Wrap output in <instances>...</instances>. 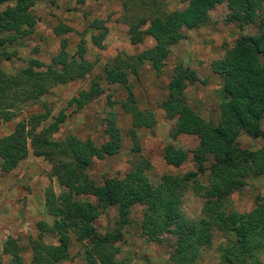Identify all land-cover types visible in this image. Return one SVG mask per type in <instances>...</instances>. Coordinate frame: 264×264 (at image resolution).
I'll use <instances>...</instances> for the list:
<instances>
[{
    "label": "trees",
    "instance_id": "obj_1",
    "mask_svg": "<svg viewBox=\"0 0 264 264\" xmlns=\"http://www.w3.org/2000/svg\"><path fill=\"white\" fill-rule=\"evenodd\" d=\"M77 1L84 3L86 0ZM224 2L230 9V19L244 24L255 23L259 31L242 35L224 58L213 61V71L224 78L222 94L225 99L220 124L215 126L188 103L186 88L199 77L194 70L182 64L176 67L170 80L168 97L162 102L166 113L171 118H177L175 135L194 134L200 138L193 151L198 172L167 174L157 184H152L145 173L148 166L141 161L123 178L109 177L104 184L91 179L87 169L94 160L113 156L122 147V133L111 113L106 118L109 138L102 145H96L92 139L82 140L75 136L62 142L52 139L51 134L57 132L60 123L66 119L65 112H61L49 128L38 130L50 114L49 110L31 115L28 122L18 123L7 135L0 134L2 172H11L30 153L43 155L54 163L55 172L68 187L60 196L54 192L47 194L46 205L54 222H38L41 230L38 239L47 231L55 232L60 243L46 246L42 241L32 239L33 257L29 264H59L68 255L71 233L78 240L87 241V264H124L115 257L117 249L109 242L120 238L121 227L130 222V213L136 203L146 205L141 220L142 233L150 240L159 242L164 239L161 238L164 233L174 236L172 258L179 256L180 264H197L199 248L210 244L216 232H229L235 236L228 262L235 258L242 264H261L264 200L258 201L252 210L246 212L227 210L225 201L233 192L241 190L242 176L238 173L244 159L255 165L260 161V170H264V146L249 152L238 148L233 142L242 127L252 131L254 137L264 136L260 127L264 117V66L259 61V54L264 52V0H189V5L184 9L174 10L165 17L155 16L149 25L147 17L133 20L129 28L131 41L140 43L150 36L156 39V44L116 62L106 70L105 77L110 83L128 87L126 98H110V102L119 104L131 115V134L136 139L139 129L152 128L156 124V116L152 110L139 108L129 84V69L137 73L138 68L130 67L148 61L160 74L171 52L170 46L183 37V29L204 25L209 20V10ZM4 4H7L6 7L0 9V32H9L10 36L1 42L13 41L31 33L38 20L32 10L35 0H0V8ZM94 23L100 26L98 20ZM72 30V26L64 23L55 28L59 36ZM106 33L103 32V36ZM68 44L67 38L63 37L60 52L53 57L46 70H34L36 65L42 64L34 59L29 67L20 69L14 75L0 69V125L12 120L25 103L46 95L55 84L84 78L92 71L93 65L85 54V40L79 43L78 55L70 54ZM13 54L9 53L8 57ZM103 92L101 83L94 80L89 88L73 97L71 104L76 102L77 108L82 109ZM137 148L140 149V146ZM209 152L215 154V159L212 166L207 168L204 163ZM188 155L187 150L168 145L165 159L170 164L181 166ZM66 156L70 158L66 159ZM207 178L209 181H204ZM190 189L204 198L203 215L197 219L187 217L182 207L184 194ZM81 195L95 196L98 202L81 200L78 198ZM113 206L118 207L120 230L100 235L95 220L101 213L100 209ZM17 242L12 237L8 238L3 250L13 257L16 264H24L20 254L23 248H18Z\"/></svg>",
    "mask_w": 264,
    "mask_h": 264
},
{
    "label": "rangeland",
    "instance_id": "obj_2",
    "mask_svg": "<svg viewBox=\"0 0 264 264\" xmlns=\"http://www.w3.org/2000/svg\"><path fill=\"white\" fill-rule=\"evenodd\" d=\"M188 5L189 0H86L84 3L77 0H35L32 10L38 20L31 33L19 36L13 41H5L4 44L2 39L9 38L10 33L0 32V69L8 75H14L20 69L29 67L34 59L42 63L36 65L34 70H46L53 57L60 52L63 37L68 40L71 55H78L79 43L85 40L86 58L92 63L93 69L84 78L55 84L40 99L23 105L14 120L0 125V134L10 133L20 120L28 122L31 115L49 110L50 114L38 130L49 128L57 121L60 113L65 112L66 119L60 123L58 131L51 134L52 139L62 142L75 136L82 140L92 139L96 145H102L109 138L106 133V118L113 114L122 133V147L113 156L94 160L87 169L91 179L104 184L109 177L123 178L141 161L148 166L145 173L152 184H157L167 174L198 172L199 167L193 158V151L200 138L194 134L175 135L177 118H171L162 108V102L168 97L170 80L180 64L194 70L199 80L190 83L186 88L188 103L206 120L215 126L219 125L225 99L222 94L224 78L213 71V61L224 58L242 35L259 31L255 23L244 24L230 19L227 3H219L209 10L207 23L183 29V37L170 46L171 52L165 59L160 74L148 61L131 66L132 69L138 68L137 73L129 69V84L139 108L152 110L156 116V124L152 128L139 129L136 139L131 134V115L119 104L110 102V98H126L128 87L120 83H110L105 77L106 70L116 62L130 55H137L156 44V39L150 36L140 43L131 41L129 28L133 20L147 17L149 25L155 16L165 17ZM96 20L99 27L94 23ZM61 23L72 26L73 30L64 36L57 35L55 28ZM105 31L107 33L103 36ZM9 53L14 54L8 57ZM259 61L264 66V52L259 54ZM94 80L101 83L103 94L82 109L77 108L76 102L71 104L73 97L78 96L81 90L89 88ZM260 127L264 131V117L260 121ZM233 142L238 148L251 152L264 146V136L254 137L252 131L242 127ZM168 145L188 151L189 157L181 166L170 164L165 159ZM206 157L204 164L209 168L214 163L215 154L209 152ZM69 158L66 156V159ZM244 160L238 173L242 176L241 190L233 192L225 201L227 210L250 211L258 201L264 200V170H260L261 163L258 161L255 165L252 161ZM1 161L0 158V242L3 241L4 245L8 238L16 239L17 247L23 248L20 253L22 262L29 264L33 251L31 240L38 239L41 234L38 222L43 220L52 224L54 219L44 210L45 205L42 209H31L35 213L34 216L30 215L28 206L33 201L28 196V190L31 185L38 183L35 190L38 194L37 190L45 186L43 197H34L40 206L42 200L46 202L48 193L54 192L60 196L68 187L55 172L54 163L43 155L30 153L11 172H2ZM251 165L253 167L250 169ZM78 198L97 201L92 195H81ZM183 201L182 207L187 217L197 219L203 215L204 198L195 194L192 189L184 194ZM145 206L137 203L133 205L130 222L121 227L120 238L109 242L117 249L115 257L124 264H180L179 256L172 258L176 240L174 236L164 233L161 235L164 239L159 242L150 240L142 233L141 220ZM100 210L101 213L95 220L97 232L104 235L107 231L120 230L117 223L118 207ZM38 240L46 246L60 243L57 233L49 231ZM232 241H235L232 233L216 232L210 244L199 248L196 263L242 264L235 258H232V262L227 261L230 250H233ZM87 246V241H80L71 233L68 255L59 264H87ZM12 258L8 253H2L0 264H16ZM260 259L261 264H264V249L260 252Z\"/></svg>",
    "mask_w": 264,
    "mask_h": 264
},
{
    "label": "crops",
    "instance_id": "obj_3",
    "mask_svg": "<svg viewBox=\"0 0 264 264\" xmlns=\"http://www.w3.org/2000/svg\"><path fill=\"white\" fill-rule=\"evenodd\" d=\"M28 103V102H27ZM27 103H25V104H27ZM24 104V105H25ZM14 119H15V117H14ZM13 119V120H14ZM12 121V120H11ZM21 121V120H20ZM20 121L18 122V123H20ZM18 123L16 124V126L18 125ZM16 126L13 128V130L16 128ZM12 130V131H13ZM11 131V132H12ZM10 132V133H11ZM9 134V133H8ZM7 135V134H6ZM48 182V181H47ZM47 182H46V184H47ZM38 185V183H36L34 186H32L31 185V187H30V189L28 190V196H29V198H30V200L32 199V201H33V203H32V205H29L28 207H29V212H30V215H32V216H34V213H35V211L34 212H31L30 210L31 209H36V208H38V209H42L43 208V206L45 205L46 207L44 208V210L46 211H48V207H47V205H46V202H44L43 200H42V204H40V206L36 203V198H34V197H37V196H41L42 195V197H43V194H44V190H45V186L43 185L42 187H40L37 191L39 192L38 194H36L35 193V190H36V186ZM33 211V210H32ZM46 211V212H47ZM49 212V211H48ZM47 212V213H48ZM1 241V240H0ZM2 246H4L3 245V241L2 242H0V255L2 254V253H4V250L2 249L3 247ZM32 257H33V251H32V256H31V260H32Z\"/></svg>",
    "mask_w": 264,
    "mask_h": 264
}]
</instances>
